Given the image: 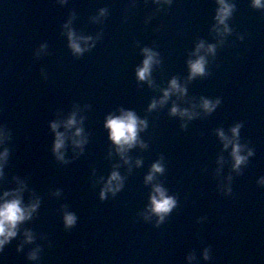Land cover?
Masks as SVG:
<instances>
[{"label":"water","instance_id":"1","mask_svg":"<svg viewBox=\"0 0 264 264\" xmlns=\"http://www.w3.org/2000/svg\"><path fill=\"white\" fill-rule=\"evenodd\" d=\"M102 6L109 15L103 23L93 21ZM215 7V0H174L163 8L153 0L13 1L0 20V123L11 130L12 149L3 184L15 186L11 178L20 175L29 185L25 200L35 189L42 203L25 223L34 229L36 241L17 251L21 229L0 253L3 264H36L27 252L37 243L42 245L39 264H196L187 260L192 251L200 264H264V184L259 182L264 175V69L235 16L230 19L233 33L210 58V74L188 84L190 97H222L213 113L181 128L180 118L170 116L167 106L147 111L150 99L161 93L135 77L144 45L161 52L163 63L153 69L157 85H166L174 74L186 77V60L196 41L215 39L210 29ZM72 12L78 31L101 32L96 46L79 57L62 29ZM44 41L48 51L36 56ZM77 105L87 117L90 141L84 153L64 164L51 152L48 121ZM120 105L147 115L149 128L141 135L149 146L130 150L133 160L143 158V165L126 173L121 162L125 187L101 200L96 178L106 176L119 159L107 154L110 141L103 119ZM236 121L244 122L242 142L256 149L239 174L214 132ZM221 151L226 157L221 176L233 175L230 194L218 187L221 176L215 169ZM161 153L166 171L160 179L177 195L178 205L156 226L139 212L151 190L144 175ZM67 155H73L71 145ZM57 187L63 189L59 197L52 195ZM64 203L78 215L70 229L63 225ZM209 244L214 246L212 260L204 257Z\"/></svg>","mask_w":264,"mask_h":264},{"label":"clouds","instance_id":"2","mask_svg":"<svg viewBox=\"0 0 264 264\" xmlns=\"http://www.w3.org/2000/svg\"><path fill=\"white\" fill-rule=\"evenodd\" d=\"M60 2L63 3L65 0H60ZM153 2L158 8H163L165 5H171L174 0H153ZM250 4L253 8L264 10V0H250ZM215 5L212 17L213 22L210 25L215 39L208 41L204 38H199L196 41L195 47L186 60V77L181 79L180 75L174 74L168 78L166 85H157L153 78V69L155 66L161 65L163 59L161 52L149 45H144L141 48L143 58L135 66L137 83L146 81L150 87L159 88L161 93L150 99V102L147 104V111L152 112L153 110L167 106L170 116L180 118L181 128H187L188 123L196 117L207 116L213 113L222 102V97L219 95L212 97L202 94L198 98L188 95L189 82L197 77H205L210 74V58H215L218 46H222L227 37L233 33L230 19L237 8V0H215ZM108 15L109 8L102 6L91 19L103 23L104 18ZM75 16V12L70 13L68 18L63 22L62 29L64 35L67 37L68 47L71 49L72 54L79 57L96 46L97 41L101 38V32L94 35L78 31L73 25ZM147 19H150V17ZM237 35L239 39H244V34L238 33ZM48 47L47 41L40 43L35 51V55L40 56L46 53ZM41 72L46 77L47 73L44 68H41ZM170 100L171 104L169 105ZM84 107L90 108L91 105L86 104ZM86 118V115L83 114V109L77 105L66 114L60 115L58 112L56 118L48 121L53 133L51 152L57 161L68 164L71 160L85 152L91 135L85 126ZM243 124V121H236L227 128L220 125L214 129L223 150H226L228 156L231 158V169L237 174L244 171L243 166L247 165L250 157L254 156L256 152L255 147L241 140ZM103 127L107 130V139L110 141L107 154L109 157L118 156L119 159L116 160L106 176L99 175L96 178L95 182L100 184L99 197L101 200L107 199L109 194L116 196L125 187L126 173H131L133 167L143 165V158L136 156L133 160L130 150L137 145L141 148H148V141L144 139L141 133L149 128V119L147 115H140L135 108L120 105L118 110L114 109L105 114ZM10 139L11 130L5 124L0 123V253H3L5 246L13 238L21 234V229L22 239L16 245L17 251H22L25 244H31L36 241L37 235L34 229L25 226V223L31 221L37 215L42 203V196L35 189L30 190L32 195L27 201L25 200L24 193L26 190H29V185L27 180L20 175H13L11 178V181L15 182V186H5L3 184L7 176L6 167L12 151L8 145ZM69 145L72 146L73 155L71 157L67 155ZM225 161L224 151H221L217 157L218 167L215 169L217 176H221L223 173ZM121 162L127 165L126 173L121 171ZM165 171V156L161 153L157 159L151 162L144 175V183L150 184L151 190L148 193V201L139 212V215L145 220H154L156 226L161 225L178 205L177 195L171 192L160 179V176ZM92 173L95 176V168L92 169ZM232 179L233 175L231 171L226 177L221 176V182L218 185L220 190L228 194L232 193ZM259 182L264 184V175L259 177ZM62 193L63 189L57 187L53 190L52 195L59 197ZM61 209L64 227L66 229L72 228L77 224V213L67 203L62 204ZM204 219L206 217H199L201 221ZM41 250L42 245L35 244L27 252L28 260L39 264ZM204 257L209 260L214 258V246L212 244H209L204 249ZM187 260L200 264L196 251L190 252ZM0 264H3L2 260H0Z\"/></svg>","mask_w":264,"mask_h":264}]
</instances>
